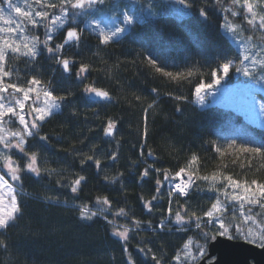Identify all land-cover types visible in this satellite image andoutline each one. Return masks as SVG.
<instances>
[{
	"label": "trees",
	"instance_id": "trees-1",
	"mask_svg": "<svg viewBox=\"0 0 264 264\" xmlns=\"http://www.w3.org/2000/svg\"><path fill=\"white\" fill-rule=\"evenodd\" d=\"M21 1L18 0L20 6L26 7ZM29 3L32 7L35 4L34 0ZM211 3L209 0V6H205L209 17L205 20L198 10L202 0H193V7L187 8L188 13L184 16L172 10L175 3L169 0H142L139 7L135 4L134 10L140 12L143 8L144 12L154 14L141 13L146 17L145 23L136 25L123 34L119 42L109 45L100 44L95 34L85 30L79 47L71 46L62 52L65 57L75 58L77 66L80 63L90 65L87 80L83 82L74 75H65L43 51L27 75L22 60L10 61L19 72L20 82L36 76L45 84L51 80L57 94L74 92L72 100L78 114L71 115V105L64 107L61 113L43 124L41 135H48L49 142L30 139L32 150L38 151V159L47 161L42 167L56 172L51 176L42 173L41 178L30 173L22 175V188H18L17 198L23 212L6 231L0 230V240L8 246L7 251L0 248V264H128L129 254L135 264H155L150 257L140 253L139 248H151L161 264H178L173 257L187 238H193L195 243L199 230L192 225L188 230L178 231V226L171 225L170 231L166 228L154 232L148 226L149 221L152 226H158L167 216L169 197L162 189V196L153 202L151 212L145 209L141 196L144 201L152 199L156 194L154 181L157 178L163 180V171L159 176L150 171L148 178L138 182L143 168L154 165L174 175L195 153L200 157L201 175L222 170L238 179L255 178L264 182V161L253 160L251 170L241 169L239 164L247 165V160L241 157L234 165L236 156L226 154L221 158L209 143L225 144L234 138L239 142L247 134L264 140V128L247 121L232 108L215 104L203 107L195 102L196 83L201 79L205 83L211 82L206 68L215 67L218 57L239 55L232 39L220 27L222 14L217 8L210 7ZM229 3L230 0H224L225 6ZM112 4L114 0L101 7L107 10ZM149 4L153 5L152 9L148 8ZM63 35V30L57 33L53 45L61 43ZM147 55L167 61L168 71L192 69L195 74L189 78L191 82L171 81L146 65L144 58ZM13 79H17L15 73ZM86 83L108 91L112 101L88 100L81 91ZM153 89H157L158 96ZM181 95L188 99H175ZM137 96L141 99L137 100ZM153 100L156 103L148 108ZM178 106L179 112L176 111ZM109 118L119 123L115 136L105 138L103 130ZM149 151L155 157L154 161L149 159ZM113 152L117 153L116 161L108 159ZM88 155L101 160L99 170L92 161L86 160ZM82 160L85 163L81 164ZM20 163L24 161L20 160ZM121 173L119 180L112 183L113 177ZM80 175L86 179L78 193L73 194L71 182ZM57 182L66 186L58 187ZM13 185L16 186L14 182ZM202 189L191 191L188 198L197 214L207 210L215 196L207 191L206 184H202ZM104 196L112 202L105 213L108 220L117 226L129 227L127 242L113 235V225L103 217L80 218V206L87 204L96 211L97 197ZM45 197L56 198L58 202H48ZM177 199L184 204V198L173 197V216ZM121 208L127 216L115 215ZM133 219L141 222L139 228L134 226ZM256 219L258 223H264L259 216ZM125 243L127 252L124 251Z\"/></svg>",
	"mask_w": 264,
	"mask_h": 264
},
{
	"label": "snow or ice",
	"instance_id": "snow-or-ice-1",
	"mask_svg": "<svg viewBox=\"0 0 264 264\" xmlns=\"http://www.w3.org/2000/svg\"><path fill=\"white\" fill-rule=\"evenodd\" d=\"M40 10L32 7L29 0H24L26 7H21L18 0H0V230H7L14 224L18 216L22 215L23 209L18 200V188H22V175L30 173L36 178H41L42 173L51 176L55 169L42 167L46 160L38 159V151L32 150L30 139H39L49 142L48 135H41L43 124L56 114L62 112L64 107L71 105V115L78 114L72 98L75 93L67 91L57 94L53 89L54 85L49 80L45 84L36 76H31L24 82L19 81V72L10 61L22 60L25 64V75L31 70L41 56L42 51L58 65L62 72L68 77L75 76L78 81L87 80L91 70L90 65L80 63L77 66L75 58L65 57L62 52L66 45L79 47L85 30L95 34L100 44L109 45L112 42H119L126 32L134 29L138 24L145 23L146 17L135 11V3L123 5L112 4L107 8L111 12L107 27L101 26V21L96 18L97 14L105 15L106 12L101 6L108 5V0H34ZM178 3L187 8L193 7V0H178ZM205 6H209V0H202L199 6V14L207 20L208 12ZM210 7L217 8L223 16L220 27L227 33L233 44L236 46L239 55L235 58L228 56L218 57L215 67L206 68L211 82L205 83L199 80L194 88V95L199 104L204 105L206 94L212 89L221 85L222 81L229 78V73L241 74L256 81L264 83V0H230L225 6L224 0H212ZM149 9L153 5H148ZM51 10V11H49ZM149 12L148 15H153ZM187 14V13H185ZM239 17L240 23L234 22ZM120 18V22L116 23ZM81 21L83 22L81 26ZM63 30V42L52 44L57 33ZM43 31V39L39 32ZM249 35L245 37L243 33ZM254 38L257 42H253ZM255 49V51H253ZM146 65L154 69L155 73L168 78L171 81H188L195 73L192 69L172 72L166 70L169 65L167 61L154 59L151 55L145 56ZM75 67V72H73ZM17 79H13V76ZM86 96L94 95L98 99L111 101L112 97L106 90L98 88L91 83L84 84L81 89ZM157 96V89L152 90ZM214 94V93H213ZM169 95H172L169 93ZM137 100L141 99L139 96ZM176 100H187L186 96H176ZM253 103H256L253 98ZM156 101L148 105L151 108ZM27 107V111L25 110ZM261 115H264V97L259 102ZM179 112V106L176 108ZM145 109V120L147 119ZM26 117H28L26 119ZM15 122L18 127H11ZM119 121L109 118L104 128L106 137H114ZM260 127L264 128V122ZM145 135L147 130L145 129ZM215 153L223 158L226 154L236 156L233 164L241 157L247 160V165L240 163L239 167L248 170L252 169L253 160L264 161V140L257 139L252 134H247L239 142L237 139H230L225 144L216 141L209 142ZM141 156L143 150L141 149ZM149 156L152 152L149 151ZM19 157V158H17ZM109 160L116 161L117 153L113 152ZM155 159V158H154ZM200 157L193 153L185 166L179 168L174 175L167 169L156 168L148 165L143 168L138 182L149 177L150 171L157 176L163 171V180L155 179V195L151 200L141 202L145 209L151 212L153 202L158 201L162 196L163 189L169 197L167 216L160 220L158 226H148L155 231H163L171 225L178 226L177 230H188L192 225L198 231V239L195 241L189 237L182 245L179 252L173 259L179 264H214V257L209 252V241H215L218 237L228 239L242 238L245 242L251 243L264 249V223H258L259 216L264 221V182L258 179L235 178L230 173L216 170L210 174H199ZM20 160L24 163L21 164ZM87 161H92L99 170L101 160L94 155H88ZM85 163L84 160L81 164ZM227 167V165H224ZM264 167V165H262ZM122 173L113 177L112 183H116ZM86 177L78 176L71 182L70 191L73 194L78 190ZM107 179V178H106ZM13 182L16 186H13ZM202 184H206L207 191L215 194L213 202L207 210H197L189 203L190 192L201 191ZM58 187L66 185L59 184ZM6 190V191H5ZM24 195L23 192L19 193ZM173 197L184 198V204L176 200V211L173 216ZM51 203H57L58 199L45 197ZM67 204V201H64ZM111 201L107 196L97 197V210L93 211L87 204L79 207L80 218L91 220L98 215L113 225V235L122 241L129 240L130 229L126 225L117 226L113 221L108 220L105 214L110 210ZM108 206V207H101ZM231 209V212H229ZM258 209V211H253ZM116 216H127L123 208L115 213ZM250 222V224H249ZM135 227L139 228L141 222L133 219ZM259 241V244H257ZM0 248L8 250L7 244L0 240ZM124 251L127 252V243ZM139 252L145 257H150L155 264H161L156 253L151 248H139ZM128 264H135L131 254L128 257Z\"/></svg>",
	"mask_w": 264,
	"mask_h": 264
},
{
	"label": "rangeland",
	"instance_id": "rangeland-1",
	"mask_svg": "<svg viewBox=\"0 0 264 264\" xmlns=\"http://www.w3.org/2000/svg\"><path fill=\"white\" fill-rule=\"evenodd\" d=\"M141 1L142 0H114V4L124 3L125 5H128L131 3H135L139 7ZM21 2H24V1L22 0ZM109 3H110V0H108V4ZM33 7L36 8L37 10H40L36 4H34ZM172 10L175 13L180 14L182 16L186 15L185 13H188L187 7L185 6L181 7L177 5L176 3H175V7H173ZM105 12H106L105 15L99 14L98 17L96 16V18L101 21L102 27L108 26L109 17L111 16V12H107L106 9H105ZM143 13H148V12L145 10V12L143 11ZM119 22H120V18L117 19L116 23H119ZM234 22L240 23V18L237 17ZM0 24H2V22H0ZM87 32L90 33V31L88 30ZM39 35L43 39V31H40ZM243 35L247 37L249 35V32L245 31ZM253 42L254 43L257 42L255 38ZM52 44H53V41H52ZM253 51H255V49ZM233 75L234 73L230 72L229 78L226 81H222L221 85L217 86L216 88L212 89L210 92L206 94L204 105L199 104L195 97L196 104L198 106H203V107L215 104V105H222L224 107L232 108L236 110L237 112L241 113L247 121L260 127L261 123L264 122V115H261V112L259 109V102L261 98L264 97V83L258 84L256 83L255 80L249 77H245L241 74H240V79L236 82L234 80ZM253 98H255L256 103L252 102ZM25 110L27 111V107ZM27 118L28 117H26V119ZM11 127L15 128V127H18V125L15 122H13Z\"/></svg>",
	"mask_w": 264,
	"mask_h": 264
},
{
	"label": "water",
	"instance_id": "water-1",
	"mask_svg": "<svg viewBox=\"0 0 264 264\" xmlns=\"http://www.w3.org/2000/svg\"><path fill=\"white\" fill-rule=\"evenodd\" d=\"M176 2L178 0H170ZM182 6V5H181ZM70 47L66 45V48ZM63 50V51H64ZM235 80H238L240 74L235 73ZM88 100L92 102H111L98 99L94 95L87 96ZM105 136V135H104ZM105 138H112L106 137ZM151 161H154L155 157L149 156ZM209 252L211 257H214V264H264V249L257 247L251 243L245 242L244 240L228 239L227 237H218L215 241H210Z\"/></svg>",
	"mask_w": 264,
	"mask_h": 264
}]
</instances>
